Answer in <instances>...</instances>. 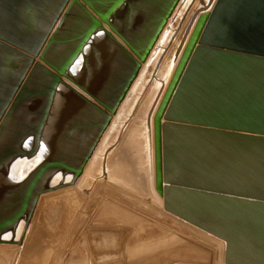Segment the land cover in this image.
Here are the masks:
<instances>
[{
    "label": "water",
    "instance_id": "water-1",
    "mask_svg": "<svg viewBox=\"0 0 264 264\" xmlns=\"http://www.w3.org/2000/svg\"><path fill=\"white\" fill-rule=\"evenodd\" d=\"M180 1L0 0V246L77 186ZM154 140L164 210L223 241L225 264H264V0L201 14ZM151 246L150 264L215 261L182 237Z\"/></svg>",
    "mask_w": 264,
    "mask_h": 264
},
{
    "label": "rangeland",
    "instance_id": "rangeland-1",
    "mask_svg": "<svg viewBox=\"0 0 264 264\" xmlns=\"http://www.w3.org/2000/svg\"><path fill=\"white\" fill-rule=\"evenodd\" d=\"M197 1L198 5H191L183 20L177 17L170 24L172 29L179 31L178 42L184 39L194 15L202 6H207L206 0ZM176 47V43L170 47L163 64L172 59ZM156 69L153 62L147 67L144 82L150 83L136 112L125 127L119 129L124 122L120 123L117 130L105 137L79 185L42 196L26 245L0 247V264H64L86 260L89 256L96 264H117L139 242L167 237H182L211 249V246L224 248L223 244L195 230L189 223L167 213L156 197L143 136V122L150 100L149 85ZM113 173L120 177V182L111 179ZM105 201H111L114 208L121 205L130 210L138 222L129 223L135 225L133 228L127 225L123 228L121 221H116L113 216H101ZM106 211L110 213L113 209Z\"/></svg>",
    "mask_w": 264,
    "mask_h": 264
},
{
    "label": "bare ground",
    "instance_id": "bare-ground-1",
    "mask_svg": "<svg viewBox=\"0 0 264 264\" xmlns=\"http://www.w3.org/2000/svg\"><path fill=\"white\" fill-rule=\"evenodd\" d=\"M206 1H207V6H202L200 8V10L194 15V17L190 23V26H189V28H188L185 36H184V39L182 41L178 42V41H176V38L178 37L177 34L179 31L176 29H172L170 24L177 17L180 19L182 18V20H183L185 18V16L189 13V9H191L190 6L191 5L196 6V4L198 5L197 0H181L180 1L179 5L177 6L176 10L174 11L172 17L170 18L167 26L163 30V32H162L156 46L154 47L150 57L148 58L147 62L145 64H143V68L140 72L139 77L137 78L134 85L132 86V88H131L127 98L123 102L118 114L114 117L112 124L110 125V127L108 128L107 132L105 133V135L102 139V142H103L105 137L109 136L112 133V131L117 130L120 127V125L124 122L123 125L119 128V129H121L124 126V124L125 125L127 124L128 119H130L131 116L133 117L132 114H133V112H136L135 111L136 107L140 103V99L142 98V96H144L143 94L147 88V84L150 83L149 81L147 82V84H145V82H144L145 71H146L147 67L149 65H151V63L153 62L155 68H157V69L153 73V78H152L151 84L149 85L150 86L149 87L150 100H149L148 109H147L146 114H145V119L143 122V132H144L143 136H144L146 144H147L146 145L147 148L145 150L148 149L147 161H148V165L151 167V177L154 178V186H155L154 116H155V113H156V111H157V109L161 103V100L165 94V91L167 90L168 85H169V83H170V81H171V79L175 73V70H176L178 63H179V61L183 55V52L186 48V45H187V43L191 37V34L193 32V29L195 28V25H196L199 17L203 13L210 12L217 0H206ZM96 41H97V39H94L93 42L96 44ZM175 43L177 44V47H176V50H175V53H174L172 59H170V61L167 62L166 64H163L165 62V61L162 62L164 60L163 58L166 57V55H168L170 53L169 52L171 49L170 47ZM81 60H83V57L80 58V61ZM138 92H139V94H138ZM118 131H117V134L120 133ZM121 136H122V134H121ZM101 143H100V145H101ZM100 145H99V147H100ZM99 147L97 148L96 152L98 151ZM96 152H95L94 156L96 155ZM94 156H93V158H94ZM93 158L91 159V161L93 160ZM91 161L89 162V164L91 163ZM89 164H88V166H89ZM88 166H87V168H88ZM87 168H86V170H87ZM83 176H82V178H83ZM81 179L79 180V182L81 181ZM111 179L114 180L115 182H120V180H121L120 177L116 173H113V175L111 176ZM79 182L77 185H79ZM121 182L125 183L123 181H121ZM152 188H153V183H152ZM156 195H158V194H156ZM156 197L161 200V202H162L161 204L163 205V200L158 196H156ZM109 202L105 201V203H103L102 207L104 206L103 207L104 209H102V211L100 212V215L101 216H113L116 221H121L120 224L123 225L122 226L123 228H127V227H125V225L133 228L135 225H131L129 223L135 224L138 222L137 219L135 218V216L132 213L126 211L125 209H123L122 207H120L116 204H115L116 206L122 208L124 211L120 208H118V209L114 208L110 204L112 202H110V203ZM107 209H113V211L108 213V211H106ZM191 227L196 228L195 230H198L202 234H205V235L209 236L210 238H212L214 241L224 245V248L216 249L215 247H213L209 244L215 250L214 264H225V262H224L225 243L223 241L209 235L208 233H204V231L200 230L197 227H194L193 225H191ZM28 233H30V229H29ZM27 237H26V239H27ZM169 238H171V237H167L164 239L160 238V239L152 240L150 242H146V241L145 242H139L132 249H129L125 253L124 259L120 263H117V264H150L152 259L150 258L148 251H150L153 248V246H151V245L156 244V243H157V245H160L164 241L167 242L169 240ZM26 239H25L23 246H13V247H24L27 243ZM197 239L200 240L199 238H197ZM0 247H12V246H0ZM64 264H96V263H94L92 258L89 256V258H87L86 260H82V261L73 260L72 262H65Z\"/></svg>",
    "mask_w": 264,
    "mask_h": 264
}]
</instances>
